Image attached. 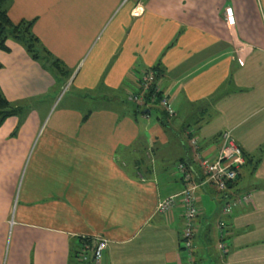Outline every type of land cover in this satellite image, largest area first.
<instances>
[{
	"label": "crops",
	"instance_id": "obj_1",
	"mask_svg": "<svg viewBox=\"0 0 264 264\" xmlns=\"http://www.w3.org/2000/svg\"><path fill=\"white\" fill-rule=\"evenodd\" d=\"M8 11L34 21L51 56L13 40L0 50V88L26 108L0 127V264H94L99 239L101 264H264V0H11ZM151 69L175 115L131 101ZM229 130L245 164L221 190L202 161ZM182 163L204 183L191 257L180 199L157 212L183 191Z\"/></svg>",
	"mask_w": 264,
	"mask_h": 264
},
{
	"label": "built area",
	"instance_id": "obj_2",
	"mask_svg": "<svg viewBox=\"0 0 264 264\" xmlns=\"http://www.w3.org/2000/svg\"><path fill=\"white\" fill-rule=\"evenodd\" d=\"M157 74L151 69L142 78L140 90H137L130 99L136 104L144 102H160L165 111L169 115H175V110L172 107L171 101L166 95H163L157 82ZM222 147L215 160L204 159L202 166L205 171L204 183H212L218 186L221 190H226L227 186L237 181L242 166L245 164V157L242 148L237 144L233 132L231 130L224 131L222 134ZM178 170L183 173L184 189L179 195H174L169 198L161 200L157 205V212L165 214L169 212L178 199H180L184 214V231L182 248L191 255L194 247V234L196 226V218L198 216V208L196 206V191L203 182H197L190 170L184 163L178 165ZM251 200L250 194L240 195L234 200L228 202L224 208L223 213L230 215L234 209L240 205L247 204ZM109 241L106 239H99L93 246V262L94 264H101L103 253L107 249ZM221 248L224 246L221 245ZM191 257V256H190ZM85 262H88L84 258ZM191 264H194L193 261Z\"/></svg>",
	"mask_w": 264,
	"mask_h": 264
},
{
	"label": "trees",
	"instance_id": "obj_3",
	"mask_svg": "<svg viewBox=\"0 0 264 264\" xmlns=\"http://www.w3.org/2000/svg\"><path fill=\"white\" fill-rule=\"evenodd\" d=\"M10 2L11 0H0V50L10 52L7 41L13 40L23 45L33 59H40L42 54L50 57V53L42 46L39 38L33 32L34 21L23 20L16 23L11 19L8 11ZM55 63L60 68L59 63L57 61ZM2 66L0 62V69ZM154 71L158 74L156 70ZM24 109L23 104H15L9 101L0 88V127L7 119L18 117ZM15 133L17 134V130Z\"/></svg>",
	"mask_w": 264,
	"mask_h": 264
},
{
	"label": "rangeland",
	"instance_id": "obj_4",
	"mask_svg": "<svg viewBox=\"0 0 264 264\" xmlns=\"http://www.w3.org/2000/svg\"><path fill=\"white\" fill-rule=\"evenodd\" d=\"M40 54H42V53H40ZM41 59L44 61L43 55H41ZM53 65H54V66H52L53 68H51L52 70L57 71L59 74L63 75V77L66 76L65 71H67V70L65 68L62 69L61 65H60L61 69H58L57 66H56V63H54V62H53ZM65 101H67V100H65ZM24 107H25V105H24ZM31 155H32V153H31Z\"/></svg>",
	"mask_w": 264,
	"mask_h": 264
}]
</instances>
